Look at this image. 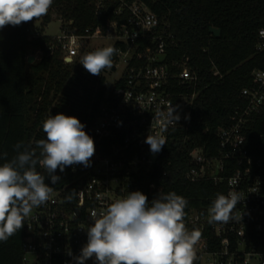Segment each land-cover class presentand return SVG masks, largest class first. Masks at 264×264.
Returning <instances> with one entry per match:
<instances>
[{
    "label": "built area",
    "instance_id": "1",
    "mask_svg": "<svg viewBox=\"0 0 264 264\" xmlns=\"http://www.w3.org/2000/svg\"><path fill=\"white\" fill-rule=\"evenodd\" d=\"M108 1H97L99 13ZM113 1L118 2L115 17L103 36L119 43L112 67L122 60L124 71L107 87L92 124L95 153L90 166L66 167L73 178L52 188L49 200L25 219L20 264H75L74 257L87 243L91 213L139 190L141 176L159 166L174 132L189 127L199 83L190 56H170L175 39L169 24L145 1ZM62 31L53 39L66 61L78 55L83 38L100 37ZM257 50L264 52V28L258 32ZM240 97L228 124L217 131L213 153L204 146L189 153L188 182L225 184L220 194L240 195L228 222H209L208 209L217 195L190 211L185 223L201 233L195 245L199 264H264V68L253 70L252 84ZM173 109L180 116L177 122ZM149 133L166 139L157 154L145 143ZM150 189L155 197L163 195L156 183ZM85 264H95V258Z\"/></svg>",
    "mask_w": 264,
    "mask_h": 264
},
{
    "label": "trees",
    "instance_id": "2",
    "mask_svg": "<svg viewBox=\"0 0 264 264\" xmlns=\"http://www.w3.org/2000/svg\"><path fill=\"white\" fill-rule=\"evenodd\" d=\"M97 1L53 0L46 15L0 29V164L5 162L2 154L7 153L9 160L17 154V143L35 147L37 140L46 138L42 123L49 115L77 117L92 137V124L107 93L105 70L92 75L79 63L91 51L66 61L53 37L41 31L33 36L31 26L41 20L43 27L56 17L63 22L62 30L103 36L107 22L115 17L118 2H106L99 13ZM143 1L169 24L175 39L168 48L170 56H190L199 83L188 129L174 132V139L162 151L159 166L141 176L139 191L151 202L156 197L150 184L156 183L163 195L175 192L183 196L188 201L183 223L189 232L197 231L185 223L190 211L211 203L210 198L222 193L225 184L188 182L184 174L189 153L200 146L213 153L217 131L228 124L241 102V90L252 84L253 70L264 68V52L257 50L258 32L264 28V0ZM212 26L221 30L219 38L209 32ZM52 44L56 46L53 51L49 50ZM35 51H41L42 56L29 62L28 56ZM114 59L115 54L112 63ZM37 171L45 175V183L52 188L73 178L68 169H57L55 174L61 179L51 184L39 165ZM24 235L25 225L7 242H0V264L21 263ZM194 264H199L198 260Z\"/></svg>",
    "mask_w": 264,
    "mask_h": 264
},
{
    "label": "clouds",
    "instance_id": "3",
    "mask_svg": "<svg viewBox=\"0 0 264 264\" xmlns=\"http://www.w3.org/2000/svg\"><path fill=\"white\" fill-rule=\"evenodd\" d=\"M52 3L53 0H0V29L40 18ZM116 52L112 46L102 47L85 54L79 63L90 74L101 75L112 67ZM174 117L179 121V114ZM84 128L75 116L49 115L42 123L46 138L37 140L35 147L17 143V154L10 160L7 153L2 154L5 162L0 164V242H7L20 231L33 208L49 200L52 187L45 183L46 177L37 171V165L47 172L51 184L61 179L55 174L57 169L63 172L68 166H90L95 144ZM145 143L152 154H157L166 139L149 133ZM239 202L238 192L218 193L208 209L209 222H228ZM187 203L175 192L158 195L151 202L139 190L129 192L104 211L91 213L87 243L74 257L75 264H85L93 257L95 264H194L200 233L189 232L183 223Z\"/></svg>",
    "mask_w": 264,
    "mask_h": 264
},
{
    "label": "rangeland",
    "instance_id": "4",
    "mask_svg": "<svg viewBox=\"0 0 264 264\" xmlns=\"http://www.w3.org/2000/svg\"><path fill=\"white\" fill-rule=\"evenodd\" d=\"M62 24H63V22L60 18L53 17L47 24H44V26L42 27L41 20H37L31 26V35L34 36L38 31H41L44 35H47V36H51V37L61 36V35H63ZM114 43H115V40L110 36L85 37L81 41V48L79 50V53L83 54L86 51L92 52V51H95L99 48L107 47V46L113 47ZM31 55L35 56V59H38L42 56V52L41 51H35L34 53L30 54L28 56V58ZM124 67H125L124 63L121 60L114 70L105 72L107 87L112 86L114 84V82L119 77H121V75L124 71Z\"/></svg>",
    "mask_w": 264,
    "mask_h": 264
},
{
    "label": "water",
    "instance_id": "5",
    "mask_svg": "<svg viewBox=\"0 0 264 264\" xmlns=\"http://www.w3.org/2000/svg\"><path fill=\"white\" fill-rule=\"evenodd\" d=\"M209 32L211 33V34H213L215 37H217V38H219L220 36H221V30L219 29V28H217V27H210L209 28ZM34 59H35V56H33V55H31L29 58H28V61L29 62H33L34 61ZM68 61H70V60H68ZM115 69V66H113L112 67V70H114Z\"/></svg>",
    "mask_w": 264,
    "mask_h": 264
}]
</instances>
